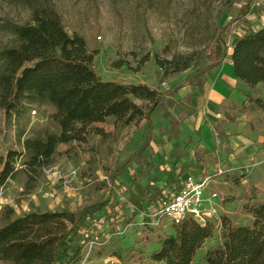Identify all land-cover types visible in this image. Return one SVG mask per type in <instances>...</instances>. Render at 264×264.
<instances>
[{"label":"trees","instance_id":"1","mask_svg":"<svg viewBox=\"0 0 264 264\" xmlns=\"http://www.w3.org/2000/svg\"><path fill=\"white\" fill-rule=\"evenodd\" d=\"M257 1L246 0L235 17L218 27L206 48L210 64L163 91L146 83L103 78L95 68L96 52L89 48L83 36L67 31L52 0H23L30 9L29 20L4 19L0 24L14 36L12 44L0 48V109L10 116L21 114L31 103L50 104L55 108L50 119L56 130L43 128L38 137L25 139L27 159L21 167L17 165L21 155L18 151L8 150L5 156H0V186L14 179L20 169L26 173L29 183H36L52 163L58 147L85 140L88 126L98 118L115 117L122 126L142 120L148 123L146 139L114 172L111 182L132 161L145 167L146 151L152 147L155 137L153 113L168 96L186 84L196 85L203 91L207 73L218 69L229 56L238 79L252 89L259 83L264 85V25L253 28L249 19ZM236 24L242 33L232 37ZM168 63L178 73L194 65L190 60L178 58ZM244 95L240 105L228 108L234 113L228 112L229 119L264 109L261 96L254 92ZM184 99L189 101L188 96ZM183 121L182 116L170 120L169 141L180 138ZM221 125L220 122L217 125L219 131ZM203 154L197 148L187 161L194 160L192 166L197 168ZM183 156L189 157V154L183 153L180 146L172 150L170 166L163 169L167 178L162 187L155 186L154 182L133 187L128 196L132 212L125 219L126 224L140 215L149 219L162 198L181 189L182 177L189 171ZM232 181L236 183L234 177ZM170 187L172 191L168 192ZM254 197L252 192H246L241 198L245 200L242 208L224 212L216 221L202 224L187 217L174 222V233L150 252L138 246L122 247L89 233L88 222L108 205L109 198L74 211L35 208L17 214L14 207L5 206L0 212V263L194 264L197 252L221 230L222 242L205 254L207 264H264V202L254 201ZM242 213L251 215L252 223H239Z\"/></svg>","mask_w":264,"mask_h":264},{"label":"rangeland","instance_id":"2","mask_svg":"<svg viewBox=\"0 0 264 264\" xmlns=\"http://www.w3.org/2000/svg\"><path fill=\"white\" fill-rule=\"evenodd\" d=\"M52 1L67 31L83 36L89 48L96 52L95 68L103 78L146 83L164 91L211 63L207 46L218 27L235 17L246 0ZM255 8L256 12H264V4ZM29 18L30 9L23 0H0V24L4 19L25 22ZM240 30L236 24L231 36ZM13 42L12 33L0 26V48ZM174 58L190 60L194 65L174 72L168 63ZM180 91L168 96L152 115L155 137L152 147L146 151L145 167L132 161L111 182L114 172L146 139L148 123L142 120L122 126L115 117L98 118L88 126L85 140L58 147L52 163L36 183H29L26 173L20 169L14 179L0 186V212L5 206L14 207L17 214L35 208L74 211L109 198L108 205L88 222L89 233L122 247L138 246L146 252L158 248L162 239L174 233V224L169 219L157 224L151 215L146 220L140 215L126 224L125 219L132 212L128 196L133 187L153 182L162 187L167 178L163 169L170 166L171 152L178 146L189 154V157L183 156L189 172L199 178L208 175L200 166H192L194 160L187 161L195 150L188 142L191 139L181 132L179 139L168 140L170 120L186 115ZM54 112V106L46 103H31L21 114L10 116L0 109V156H5L8 150L18 151L21 155L17 165L21 167L27 159L25 139L38 137L43 128L56 130L50 119ZM246 215H240V223H247ZM221 242L222 231L218 230L197 252L194 264H207V250Z\"/></svg>","mask_w":264,"mask_h":264},{"label":"crops","instance_id":"3","mask_svg":"<svg viewBox=\"0 0 264 264\" xmlns=\"http://www.w3.org/2000/svg\"><path fill=\"white\" fill-rule=\"evenodd\" d=\"M250 15L253 28L264 25L262 10H254ZM241 33L240 30L236 35ZM247 92L264 99V85L259 83L252 89L238 79L230 56L218 69L207 73L203 91L193 84L184 85L180 91L186 110L180 130L191 139L195 149L204 153L199 166L207 172L205 177H211L209 191L221 194L216 200L220 215L241 207L245 202L241 198L246 192L253 193L254 201L264 202V109L239 114L235 120L229 119L228 113V108L244 101ZM186 96L189 101L184 99ZM219 122L222 124L220 131L217 129ZM220 167L225 169V174H217ZM232 197L236 199L231 200ZM245 217L247 223H252L251 215Z\"/></svg>","mask_w":264,"mask_h":264},{"label":"built area","instance_id":"4","mask_svg":"<svg viewBox=\"0 0 264 264\" xmlns=\"http://www.w3.org/2000/svg\"><path fill=\"white\" fill-rule=\"evenodd\" d=\"M262 4L264 0H259L256 6ZM225 173L224 168H218V175ZM210 178H199L193 172L187 173L183 178L181 189L159 201L156 209L150 214L153 221L159 224L163 219H169L174 223L193 217L205 224L208 221L219 220L221 215L216 200L221 197L218 192L209 191Z\"/></svg>","mask_w":264,"mask_h":264}]
</instances>
